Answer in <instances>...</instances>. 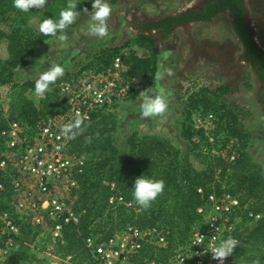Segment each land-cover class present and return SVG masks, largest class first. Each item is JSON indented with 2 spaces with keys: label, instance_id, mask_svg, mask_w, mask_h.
<instances>
[{
  "label": "trees",
  "instance_id": "obj_1",
  "mask_svg": "<svg viewBox=\"0 0 264 264\" xmlns=\"http://www.w3.org/2000/svg\"><path fill=\"white\" fill-rule=\"evenodd\" d=\"M102 1L53 0L42 15L40 31L34 35L25 18L11 22L9 17L13 11L31 12L32 0H0V51L5 53L4 58L0 57V85L10 81L12 72L26 65L28 58L45 40L58 37L78 13ZM118 1L109 0L111 4ZM182 15L165 17L153 29L162 26L169 31L178 20L182 21ZM250 45L257 52L256 62H261L254 71L264 84V58L253 43ZM117 55L122 56L126 67L124 77L136 78L142 85L150 84L157 71L152 37L138 34L134 49L128 52L116 48L100 49L91 61L94 72L104 70ZM61 80L45 78L35 84L28 83V87L47 94L50 108L38 109L30 100L17 99L7 119L30 126L56 114L63 108V101L43 87ZM225 92L223 87L201 88L188 97L180 131L185 141L184 152L157 135L136 133L128 137L127 149L121 151L112 137L117 117L113 112L96 111L91 121L82 125L67 145L68 153L85 159L73 204V209L80 213V220L77 225H62V241L55 245L56 254L65 259L70 257L69 261L74 264H93L84 247V237L99 234L107 238L127 225L139 228L165 226L170 230L169 247L183 244L191 228L199 222L196 208L203 199L197 188L202 187L206 192L225 191L237 196L242 206L261 215L259 221L250 225L243 212L234 254L236 264H251L261 259L264 253V172L248 154L250 133L241 122L242 110L222 99ZM137 94L135 92L130 99ZM196 112L211 113L215 117L211 144L202 131L192 129L189 118ZM4 125L2 122L0 129ZM231 140L235 142L231 144ZM216 142L221 143V147H217ZM211 148L217 153H211ZM232 153L236 156L230 161L228 157ZM111 181L115 183V191L105 185ZM113 194L122 195L131 206L109 204L108 198ZM15 222L20 233L15 237L17 248L11 256H21L25 244L35 241L41 227H32L17 218Z\"/></svg>",
  "mask_w": 264,
  "mask_h": 264
},
{
  "label": "rangeland",
  "instance_id": "obj_2",
  "mask_svg": "<svg viewBox=\"0 0 264 264\" xmlns=\"http://www.w3.org/2000/svg\"><path fill=\"white\" fill-rule=\"evenodd\" d=\"M52 2L32 0L31 12L13 11L9 14L10 20L25 18L32 33L37 35L42 15ZM196 4L197 0H119L116 4L103 0L78 13L58 37L45 40L26 65L15 69L10 81L0 85L1 114L8 118L17 99L30 100L38 109H49L47 94L28 87V83L35 84L45 78L57 81L94 72L91 61L100 49L128 52L134 49L136 36L144 33L155 42L157 71L150 84H143L135 98L118 104L114 112L117 125L112 133L118 149L125 151L128 137L136 133L157 135L184 152L185 141L180 131L188 97L201 88L223 87L226 92L222 99L242 110L241 122L250 133L248 154L264 172V96L259 93L257 74L243 58V47L234 31L219 22L211 26L176 25L162 32L153 29L161 19ZM245 4L253 24L249 28L252 41L264 56V0H246ZM0 57H5L4 51H0ZM189 119L191 124L192 118ZM19 122L24 127L29 126ZM216 145L221 147V143L216 142ZM4 153L0 145V154ZM48 233V228L42 227L35 241L25 244L21 256H10L4 264H74L47 251L51 244Z\"/></svg>",
  "mask_w": 264,
  "mask_h": 264
},
{
  "label": "built area",
  "instance_id": "obj_3",
  "mask_svg": "<svg viewBox=\"0 0 264 264\" xmlns=\"http://www.w3.org/2000/svg\"><path fill=\"white\" fill-rule=\"evenodd\" d=\"M125 71L122 56L117 55L100 72H83L45 85L43 89L63 101V108L28 127L8 120L0 107V124L5 123L0 129V145L5 152L0 154V264L16 251L15 237L20 233L16 218L32 227H47L51 238L47 251L55 254V245L62 241V225L79 223L80 213L73 204L85 159L68 153L67 145L96 111L114 113L120 102L142 89L138 79L124 77ZM191 118L192 129L202 131L211 144L214 115L196 112ZM211 153L217 152L211 148ZM235 156L232 153L228 159L232 161ZM105 185L116 190L112 181ZM197 193L203 199L196 208L200 219L185 243L170 248V230L165 226L127 225L107 238L99 234L84 237L92 263L236 264L240 215L244 212L250 225L261 215L242 206L240 199L228 192H206L198 187ZM108 203L131 206L120 194L111 195ZM251 264H264V255Z\"/></svg>",
  "mask_w": 264,
  "mask_h": 264
},
{
  "label": "flooded vegetation",
  "instance_id": "obj_4",
  "mask_svg": "<svg viewBox=\"0 0 264 264\" xmlns=\"http://www.w3.org/2000/svg\"><path fill=\"white\" fill-rule=\"evenodd\" d=\"M245 3L246 0H197V4L194 7L189 6L188 9L183 10L182 19H180L182 21L178 20L177 23L173 24L172 28L176 25L189 24L211 26L219 22L221 26L228 27L234 31L243 47V58L248 61L249 65L253 64L251 65L253 69H256L261 65V62H256L257 52L252 50L250 45L253 41L249 28L251 29L253 24L249 21V7ZM158 29H161V32L164 31L162 26L158 27ZM257 78L259 93L264 96L263 81L258 76Z\"/></svg>",
  "mask_w": 264,
  "mask_h": 264
}]
</instances>
